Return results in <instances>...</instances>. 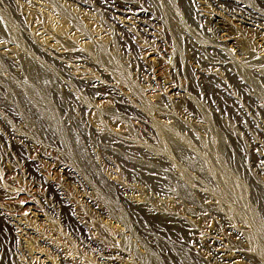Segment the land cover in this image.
Here are the masks:
<instances>
[{"label": "rangeland", "instance_id": "obj_1", "mask_svg": "<svg viewBox=\"0 0 264 264\" xmlns=\"http://www.w3.org/2000/svg\"><path fill=\"white\" fill-rule=\"evenodd\" d=\"M0 264H264V0H0Z\"/></svg>", "mask_w": 264, "mask_h": 264}, {"label": "bare ground", "instance_id": "obj_2", "mask_svg": "<svg viewBox=\"0 0 264 264\" xmlns=\"http://www.w3.org/2000/svg\"><path fill=\"white\" fill-rule=\"evenodd\" d=\"M45 82L48 83V84H51L52 82L48 79H45Z\"/></svg>", "mask_w": 264, "mask_h": 264}]
</instances>
